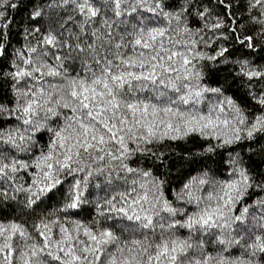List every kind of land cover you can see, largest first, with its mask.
<instances>
[{
	"label": "snow or ice",
	"instance_id": "1",
	"mask_svg": "<svg viewBox=\"0 0 264 264\" xmlns=\"http://www.w3.org/2000/svg\"><path fill=\"white\" fill-rule=\"evenodd\" d=\"M27 2L0 0V264H264V0ZM181 141L173 202L140 160Z\"/></svg>",
	"mask_w": 264,
	"mask_h": 264
},
{
	"label": "trees",
	"instance_id": "2",
	"mask_svg": "<svg viewBox=\"0 0 264 264\" xmlns=\"http://www.w3.org/2000/svg\"><path fill=\"white\" fill-rule=\"evenodd\" d=\"M39 2V0H37ZM215 2V0H213ZM24 3L27 5V7H19L15 10H11L9 15L15 17V20L18 22L20 21L21 17H26L27 12L31 10L32 5L27 2V0H24ZM18 31L16 24H13V38H12V46L18 47L17 40L20 39L19 36L16 35V32ZM11 51V48L9 49ZM6 67V65H5ZM230 67V66H229ZM225 75V70L222 68L219 73V78L221 83H223V77ZM211 81H209L210 83ZM228 85H229V95H235V98L239 100H243L246 102V106L249 109H253V105L255 104V101L251 100V98L247 95V88L244 84L241 83L239 79L235 80L233 82L232 77L228 78ZM215 86V85H214ZM198 140L202 139L197 137ZM185 149H192L193 151L198 150L194 147L192 141H181L179 143L177 142H170L169 147L161 148L160 151H163L167 155V164L168 167H165L164 164H160V166L157 168L156 165L159 164V161H153L151 158H148L147 160L141 158L140 164L145 167H152L154 169V172L156 175H159L162 180L165 181L164 184V193L165 196L175 202V193L180 190L182 187V183L185 182L189 176L196 175V173L200 170L199 166L196 164H187L185 163L183 166H181L180 159L178 157H181V153ZM239 150V149H237ZM247 159V157H245ZM215 159V157L213 158ZM255 159H259L256 157ZM173 163L175 166H172ZM207 163L211 164L210 161ZM136 166V165H133ZM213 167H215L213 165ZM223 172V170H221ZM67 187V185H65ZM105 192L103 191H93V197L90 199H94L97 196H104ZM255 198V195L252 196V199ZM248 202L250 203L251 200L249 199ZM191 210V209H190ZM10 211V210H9ZM72 214L73 219H83V220H90L95 216V209L92 204H84L80 209H72L70 210ZM30 219V218H29ZM186 234V233H183Z\"/></svg>",
	"mask_w": 264,
	"mask_h": 264
}]
</instances>
